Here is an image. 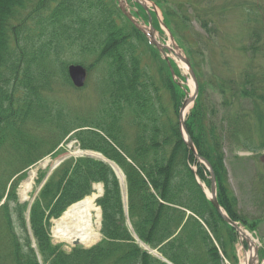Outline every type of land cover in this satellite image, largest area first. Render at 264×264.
Here are the masks:
<instances>
[{"label":"trees","instance_id":"obj_1","mask_svg":"<svg viewBox=\"0 0 264 264\" xmlns=\"http://www.w3.org/2000/svg\"><path fill=\"white\" fill-rule=\"evenodd\" d=\"M181 17L169 8L164 21L180 40ZM250 22V42L240 49L251 53L250 62L239 76L219 79L228 113L219 117L209 106L210 81L192 63L199 95L186 127L212 165L220 205L254 232L257 224L241 212L230 185L224 150L226 141L253 152L264 149V73L252 64L264 57V30L258 19ZM68 52L78 54L80 60L73 61L88 72L102 69L95 109L77 111L48 97L57 88L81 90L69 78L71 61L62 58ZM90 57L94 61L87 64ZM156 66L179 114L188 87L173 80L167 62L116 0H0V264H168L141 243L173 264H240L239 234L198 182L210 187V172L188 148L179 122L167 117L151 73ZM66 138L122 169L128 210L113 168L88 155L63 161L48 178V170L40 169L36 182L46 181L35 200L31 206L20 200L26 171L54 155ZM96 183L104 187L96 200L102 211L100 242L71 250L54 243L53 220L93 194Z\"/></svg>","mask_w":264,"mask_h":264},{"label":"rangeland","instance_id":"obj_2","mask_svg":"<svg viewBox=\"0 0 264 264\" xmlns=\"http://www.w3.org/2000/svg\"><path fill=\"white\" fill-rule=\"evenodd\" d=\"M117 3L120 7L122 5L128 11L134 13L138 23L143 28L150 26V22L148 21L150 18L146 20L144 16L141 15L138 5L142 8L143 12L145 11V14L153 16L152 13H156V18L162 28V30L155 28L152 17V25L156 29L157 39L174 48L176 51H179L184 56H187L191 64H195L200 73L210 81L207 90L209 106L215 108V114L217 116L222 117L226 115L228 113V107L224 103L226 95L220 91L219 79H221V75L230 78L232 76H239L240 71L250 62L249 57H251V53H240V49L241 47L248 46L247 44L250 42V21L258 19L259 22H256L258 28L264 30V0H148L146 4L149 7L148 10L150 14L143 7L141 2L137 0H117ZM154 6L156 9L155 11L153 10ZM169 8L182 16L181 29H179L182 40L179 39V35L175 36L172 34L164 24L165 13ZM176 19L175 21H177ZM261 25L263 27H261ZM262 37L264 41V33H262ZM158 51L161 55V59L166 61L167 65L170 67L173 80L179 82L182 86L185 85L188 87L187 92L189 93L186 97L188 98L193 90L192 83L195 85L189 69L184 66L185 64L177 56L175 51L166 50L165 54L168 56L167 58L160 50ZM150 57L151 55L146 58L148 62ZM62 58L65 61H71L70 64H79L73 60H80L81 57H79L78 54L68 52L66 54L62 53ZM92 61H94L93 57L85 60L87 64L92 63ZM171 61L178 65L182 77H185V81L176 74ZM226 63L229 64V66H226ZM160 64L163 63L161 62ZM252 64L259 73H264V57L262 55L257 56V59ZM230 69L232 71H230ZM247 69L250 68L247 66ZM151 73L161 90L162 104L168 110L167 117L170 116L175 123L179 122V114L176 112V102L172 100L171 95L163 88L161 76L158 73V66L152 69ZM101 75V68L93 69L88 73L87 83L81 90L78 91L71 88L62 90L61 88H57L56 92L54 94H49L48 97L52 102L56 99L61 105L66 106V108L76 109L77 111L95 109L99 101L95 85L101 78ZM186 98L182 101V105ZM241 103L246 110L252 108L251 104L244 99ZM180 109L181 108H179V111ZM39 130L42 131L41 129ZM36 132L39 131L37 130ZM57 150L58 151L54 155L44 157L26 171L25 177L18 188V194L22 202H32L40 190L41 185L36 182L40 169H46L49 172L58 166L63 159H76L86 154H91V151H86L85 149L81 150L77 139L66 138ZM224 150L229 171V182L239 200L240 210L246 215L250 222L254 221L257 224L256 231L254 232L247 229L241 223L242 227L258 240L259 261L260 264H264V149L253 152L242 147L238 148L235 144L226 141ZM117 167L120 169L118 165ZM194 168H196V166H194ZM32 173H34V177L33 187L29 192L30 199L23 200L22 186L24 182L31 177ZM98 185L99 183L95 184V193H98ZM122 188L125 193L126 187H124L123 184ZM206 189L210 191V187L207 184ZM128 224L131 226L129 220ZM54 226L55 220H53L51 228L53 242L63 245L67 250H71L74 244L56 238ZM100 230L101 229H99V232ZM101 239L102 236L97 242L91 245H85L83 243L78 245L89 248L96 245ZM244 239L247 242L246 238L243 237V240ZM243 240L240 237L237 244V252L240 260L250 247L249 243ZM243 242L245 244H243ZM145 249L148 250L147 247H145ZM261 251L262 255L260 254ZM149 252L155 254L157 251L151 250Z\"/></svg>","mask_w":264,"mask_h":264},{"label":"bare ground","instance_id":"obj_3","mask_svg":"<svg viewBox=\"0 0 264 264\" xmlns=\"http://www.w3.org/2000/svg\"><path fill=\"white\" fill-rule=\"evenodd\" d=\"M144 3L146 4L147 0H145ZM184 66L187 67L186 64ZM192 86H193V90H192L191 95L193 94L195 90V85L193 83H192ZM192 105H193L192 102L188 104V107L184 111L185 117L187 116L189 110L192 108ZM92 155L94 157L96 156L98 158L104 159V157L101 154L92 153ZM112 164L118 170L119 174L121 175V182L124 185V187H126L125 177L122 174L121 170L117 167L116 164L114 163ZM33 177H34V173H32L31 177L28 180H26L22 186L23 200L30 199L29 192L32 190V187H33L32 186ZM97 188H98V193H94L93 195L88 196L82 201L72 205L68 210H66L65 214H63V216L60 219L55 220L54 234L56 238L66 241L70 244H74V242L78 240V241H81V243L85 245H91L97 242L101 238V234L99 232L100 222H101V209L96 204V199L103 192L102 184H99ZM208 193L209 195H211V192L209 190H208ZM237 223L239 225H242L240 222H237ZM243 235H244L243 237L246 238L247 242L249 243L250 247L248 250H246L244 256L242 257L241 264H250L252 260H255L257 258L256 248L258 247V240L255 239L248 232H245V234ZM243 237H242V240H243ZM243 241H245V239ZM154 255L161 258L163 261L167 262L168 264L170 263L172 264V262H170L163 256L161 257V254L158 251Z\"/></svg>","mask_w":264,"mask_h":264},{"label":"water","instance_id":"obj_4","mask_svg":"<svg viewBox=\"0 0 264 264\" xmlns=\"http://www.w3.org/2000/svg\"><path fill=\"white\" fill-rule=\"evenodd\" d=\"M139 2H141V4L143 5V7L147 10V12L150 14V11L148 10V6L144 3V1H141V0H137ZM121 9L123 10V12L136 24L137 27H139L140 29L144 30L145 33H147V31L145 29L142 28V26L138 23V21L136 20V18L133 16V14L131 13V11H128L124 6L121 5ZM150 25H151V29H150V41L163 53L165 54V51L168 50V51H175L174 48L170 47L169 45L167 44H164L162 42H160L157 37H156V30L155 28L153 27L152 25V19H151V16H150ZM171 38L173 39V36L171 35ZM178 48V46H177ZM177 53V56L187 65V68L189 69V72H190V75L195 83V90H194V94L190 97V98H186L182 107H181V110H180V128H181V131H182V135L183 137L185 138V142L188 146V148L190 150H192L196 156V158L201 162V163H204L209 171H210V178H211V195H209V193L206 191L207 195H208V198L211 200V202L213 203V205L217 208V210L221 213V215L223 216V218L229 223L231 224L233 227H235L238 232L240 233V235H242L244 232H243V229L242 227L235 221H233L228 215L227 213L224 211V209L221 207L219 201H218V198H217V181H216V177H215V174H214V171H213V168H212V165L209 161H207L204 157H202L198 152H197V149L195 147V144H194V141L193 139L191 138V136L189 135L188 131H187V127H186V117L184 116V111L186 110V108L188 107V104L190 102H192L193 104L195 103V100L198 96V91H199V86H198V81H197V77H196V74L192 68V65H191V62L190 60L184 56L182 53L180 52H176ZM165 57L167 58L168 56L165 54ZM68 74L70 76V79L71 81L73 82L74 86L77 87V88H83L85 85H86V82H87V78H88V71H87V68L84 67L83 65L81 64H71L69 67H68ZM99 154V153H98ZM103 156V155H102ZM104 157V156H103ZM106 162H109L112 166V168L115 170L116 174L118 175L119 178L120 177V174L119 172L117 171L116 167L112 164L113 162L112 161H109L108 159H106L104 157V159ZM115 164V163H114ZM200 183V182H199ZM101 196V195H100ZM127 198V197H126ZM65 214V213H64ZM81 241H78L76 240L74 242V246L80 244ZM258 250L259 248L257 247L256 248V259L255 260H252L250 262V264H257L259 263V260H258ZM171 264V263H170Z\"/></svg>","mask_w":264,"mask_h":264}]
</instances>
